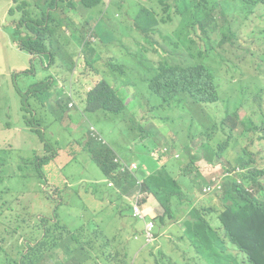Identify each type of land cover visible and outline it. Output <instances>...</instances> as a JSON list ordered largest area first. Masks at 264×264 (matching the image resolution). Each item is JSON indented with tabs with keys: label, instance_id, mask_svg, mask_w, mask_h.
I'll use <instances>...</instances> for the list:
<instances>
[{
	"label": "trees",
	"instance_id": "16d2710c",
	"mask_svg": "<svg viewBox=\"0 0 264 264\" xmlns=\"http://www.w3.org/2000/svg\"><path fill=\"white\" fill-rule=\"evenodd\" d=\"M127 1L123 8H117L124 19L121 37L125 45L132 42L135 45L131 53H125L123 64L116 67L134 71L147 85L145 108L150 110L147 116L152 118H142L150 128H140L139 136L145 138L153 134L154 121L164 124V121L171 120L177 134L185 139L175 140L173 147L185 158V153L192 151L189 147L193 136L199 134L198 128L213 106L219 112L217 124L222 134L204 137L209 147L204 158L208 161L223 160L227 173L232 174L217 196L220 207H196L194 197L202 193L199 181H205L204 178L194 176L191 182L185 183L173 172L179 161L162 169L154 163L153 173L146 178L145 184L164 210L163 215L155 219L156 243L161 240L157 250L163 258H168V250H171L183 256L184 261H188L186 254L193 250L208 264H264V162L258 164L255 154L245 145L248 136L264 142L263 106L260 104V111H255L250 105L254 93L259 99L264 94V26L252 29L251 33L249 26L253 19L264 25V13L259 14L264 12V0ZM13 4L9 17L16 27L13 31L20 40V50L32 60L46 57L49 65H58L60 70L67 68L69 79L75 71L77 58L90 46L86 37L90 22H97L94 31L102 41H112V38H104L102 31L96 32L105 16L101 9L103 0H14ZM154 51L159 62L148 58V54ZM130 55L134 56L142 74L128 64ZM100 58L101 54L96 53L92 61ZM88 64L91 66V61ZM248 70L256 76L247 81L253 84V89L244 84ZM223 75L225 80L220 79ZM49 89L56 91L53 85L47 87L42 84L22 95L25 125L43 143H46L45 127L41 124L39 128L34 126L37 111L30 101L32 98L39 101L40 95ZM56 96L47 93V98H52V106L54 103L63 104L68 98L58 94L59 99L56 100ZM29 107L33 109L31 112ZM245 109L252 111L259 120L251 117L242 119L241 111ZM161 110L166 111L167 116L158 119L156 111ZM131 112L132 107L126 105V101L106 82H101L88 95L87 113L97 116V123L101 126L110 124L112 129L109 133L129 120L133 123H130L131 128H127V134L131 135L137 129L135 120L128 118ZM152 142L158 146L155 140ZM170 142L167 139V144ZM87 144L91 145L90 142ZM45 147L46 150L53 149L48 145ZM111 151L115 152L108 144L98 141L89 150L104 176L114 182L115 187L107 188L103 193L123 200L135 181L129 173L113 176L119 171V166ZM120 152L128 161L139 160L127 151L126 146L121 147ZM54 156L40 157L34 153L29 158L21 157L22 163L16 166L14 160H18V154L0 150V169L4 175L0 177V186L24 184L26 181L14 182L12 178L26 174L27 170L30 177L42 181V171ZM191 157L201 158L199 155ZM9 170H12V175L5 179ZM182 172L184 179L192 174L191 169ZM154 180L167 185L170 190L163 185L153 188ZM2 193L0 191V196ZM175 197V203L190 205L191 210L186 217H179L175 207L173 216L171 202ZM8 211L9 214L0 215V264H58L55 259L60 258L61 249L64 251L61 264H100L96 248L106 244L105 234L89 231L86 237L84 225L71 230L60 225L43 226L37 220L38 227L30 235L39 234L40 242L25 254L27 248L21 250L19 241L31 226V219L15 212L12 204ZM100 230L103 231L101 227ZM16 250L19 251L18 257L13 254ZM151 256L155 257V254L151 253ZM104 259L109 264H131L132 261L128 253L119 260L112 255ZM154 262L160 264L158 259Z\"/></svg>",
	"mask_w": 264,
	"mask_h": 264
},
{
	"label": "rangeland",
	"instance_id": "374dc122",
	"mask_svg": "<svg viewBox=\"0 0 264 264\" xmlns=\"http://www.w3.org/2000/svg\"><path fill=\"white\" fill-rule=\"evenodd\" d=\"M103 1L104 5L101 9L105 16L102 23H99L96 32L102 31V36L108 39L112 38V41H102L94 31L97 22H90L86 31L87 41L90 46L85 53L80 54L77 58L75 71L72 78L69 79L67 68L60 70L58 65H49L46 57L34 61L28 54L20 50L18 45L20 40L13 31L16 27L11 24V18L9 17V12L14 7V0H0V148H9V151L17 152L24 158H29L34 153L40 157L55 154L51 163L45 166V183L39 182L34 176L30 180L28 174H23L12 178V181L24 180L26 181L24 184H13L11 187L7 185L0 186V191L3 192L2 196H0V215L2 213L9 214L8 206L12 204L15 212L27 214L33 220L41 216H47L52 220L56 219L57 222L59 221L68 228H74L80 222L90 223L93 231L97 234L107 235L109 228L116 225L115 221L107 222L105 220V215L102 211H99L102 209V205L98 194L92 188H89L93 186L95 190H105L106 182L102 180L106 179L101 169L92 160L89 150H87V143L90 142L91 147H93L99 141L92 137V127L96 128L108 143H110L109 130L112 128L108 127L102 130L95 123V118L86 114L85 100L88 93L97 86L98 81L102 80L109 83L124 98H128V104L134 102L137 93H144L147 90V85L142 82L141 77L137 73L129 69H126L127 75L123 78L118 73L112 72L111 65L118 66L123 64L122 59L125 57V53H131L135 43L132 42L125 45L121 37L124 19L121 18V11L119 12L117 8L120 6L123 8L128 1ZM262 13L264 12L261 11L259 14ZM85 17H88V15H85ZM249 26L251 27V33L252 29L263 27L264 25L260 24V20L253 19ZM189 38L192 40V35ZM146 47L150 49L149 46ZM96 53L101 54V58L93 62L92 60ZM148 58L153 62H159V58L156 60L155 51L148 54ZM88 61H91V66H89ZM127 62L132 68L139 69L142 74V70L139 68L134 56H128ZM32 66L34 67V72L27 73L30 72ZM255 77L252 74V70H248V77L244 79V84L253 89V84L247 83V81ZM52 79H59L61 84L67 89L72 86L74 100L65 98L63 104L54 103V106H52V98H47V93H51L53 97L56 96L54 89L45 91L43 95H40L41 99L39 101L36 98L31 99L30 103L33 109L37 111L36 118L46 130V143H43L41 138L31 132L25 125L22 112V95H25L33 87L46 84ZM220 79L225 80L224 75ZM124 81H128L131 87L123 88ZM65 94L70 93L62 90L59 96H64ZM249 97L246 101L249 100ZM71 103L76 104L73 109L69 108ZM260 104L263 106V113H261L264 115V94L262 99H259L254 93L250 98V105L255 111H260ZM207 112L208 115L205 116L204 121L198 128V133L202 138L207 134H215L216 136L222 134L220 126L217 124L219 118L218 110L211 106ZM133 114L134 116L130 115L128 118H134L137 125L141 117L146 115V111L136 107ZM161 115L165 116L166 114L162 113ZM241 117L244 120L250 117L252 120H259L258 116L247 109L241 111ZM28 118L31 119V115H28ZM130 123L133 122L126 120V124L122 127L131 128ZM153 124L156 128H161L160 130H153L154 132L151 135V138L157 142V149L168 147L172 151H177L172 144H167V139L175 140V137L171 134L175 126L174 122L171 120L164 121V128L155 121ZM122 127L115 128V136L119 143L115 150L122 146H129L130 149L131 142L122 134ZM143 128L149 130L150 125ZM138 133L139 128L137 127L136 134ZM199 134L193 136L194 142L200 138ZM248 137L245 145H248L255 154L257 163H263L264 142L253 136ZM145 139L143 138L141 141ZM46 145L53 146V149L46 150ZM45 151L49 152V154H46ZM67 155L73 156V160ZM131 163L132 161L129 162V164ZM140 163L141 161L138 162V165ZM1 172L2 170L0 169V177L4 176ZM11 173L12 170H9L5 175V179H9L10 175H12ZM223 176L224 173L221 170V175L217 177V180L222 186L226 184V181L222 178ZM203 184L211 185L200 179L201 190ZM76 190L78 194H76ZM116 194H119V191H116ZM48 195L60 196V199H62V203L57 210H55L57 199L52 197L56 201L46 200ZM202 196L201 194L199 198ZM212 196L217 197L218 195ZM4 205L5 207L3 208ZM122 205L124 206V203ZM125 218L123 217L119 227L122 229L121 240L126 244L129 236L134 240L135 231H133V225L128 224ZM100 227L104 233L100 230ZM146 232L149 237L151 235V225ZM139 235L144 240L142 234L139 233ZM25 241V237L20 239L21 246L25 244ZM160 244L161 240L158 239L155 245L144 246L135 261L129 255L132 260L131 264H154L157 259L160 264H208L204 259L198 257L193 250H189L186 254L188 261H184L183 256L173 253L171 250H168L170 256L163 258L157 250ZM126 249L128 251L129 246H126ZM151 253H154L155 257H152ZM13 254L17 256L18 250ZM173 259L174 261H172ZM55 262L59 264V260L55 259ZM100 264H109V261L101 257Z\"/></svg>",
	"mask_w": 264,
	"mask_h": 264
},
{
	"label": "crops",
	"instance_id": "0c3cea01",
	"mask_svg": "<svg viewBox=\"0 0 264 264\" xmlns=\"http://www.w3.org/2000/svg\"><path fill=\"white\" fill-rule=\"evenodd\" d=\"M96 78V77H95ZM97 79V78H96ZM56 99V98H54ZM162 125L163 128L165 124H158ZM160 130L161 128H154V130ZM127 128L122 131V134L125 135L128 140L131 142L130 149L129 146L127 147V151H130L132 155H136L137 158L141 161L139 168L136 172L128 171L127 169H124L120 165V159L123 160V158H120L115 152L111 151V153L116 157L115 162L119 166V171L117 173H113V176H117L119 173H129L133 179H134V187L132 190L124 197L123 200H121L117 196H107L103 193L104 190H95V188L90 186L89 188H92L99 197V201L102 205V209L99 211H102L105 215V220L107 222H113L115 221L116 225L111 226L108 230L107 235H105V241L106 244L101 245L96 248L98 263L101 261V257H105L107 255H112L116 259L124 258L127 253L133 258V261H135L141 252V249L144 246H148V241L146 238V227L149 223H154L156 228L155 219L161 215H163L164 210L159 204L158 200L155 198V196L148 191L145 180L146 178L153 173V165L154 163L157 164L158 169H162L164 166L170 165L172 162L179 161L180 164H178L175 168H173V172L175 176H178L181 181L185 183L191 182V179L195 176H201L204 178V180L213 185H216L218 180L217 177H220L221 170L224 173V176L222 178H225L226 173L228 172L224 166H223V160L222 162L211 160L208 161L204 158L205 153H207L209 147L207 145V141L202 138L200 135V138L197 141H192L190 144L189 149L192 150L191 152L187 151L185 153V158L181 156L178 157V154L176 156L171 155L173 151L171 149H168V153L170 156L167 158H161L158 160L156 158L157 153V146H155L152 142L151 135H146V139L144 141H141L143 138L139 136V134H136V130L132 132L131 135L127 134ZM162 133V131H161ZM113 134V133H112ZM111 134V135H112ZM171 134L175 137V140H185L183 139L179 134H177L175 128L172 129ZM172 141L169 144L174 145L176 141ZM115 141V142H114ZM100 142V141H98ZM102 143V142H101ZM104 144V143H103ZM118 139L117 137L110 139L109 145L113 147L117 146ZM92 147L91 145L87 144V150H90ZM9 148L0 150L3 151H9ZM17 153V152H16ZM18 154V153H17ZM199 155L201 158L192 159L191 156ZM73 160V156L67 155ZM21 157H24L20 154H18V160H14L15 165H19L22 163ZM58 158V157H57ZM93 160V159H92ZM194 161L192 164L191 162ZM45 167L43 169V180L39 181L41 183H45L46 176L44 174ZM192 170L191 176H187V178H182L183 176V170ZM26 174H28L30 180V171H26ZM104 176V174H103ZM42 177V176H41ZM104 178L106 180H102L106 182V189H112L114 188V182L110 179H107L105 176ZM29 180V181H30ZM156 183L154 184L153 188H157L160 185L165 186L167 190H170L169 187L157 180H154ZM219 183V182H218ZM142 187V188H140ZM88 188V189H89ZM105 189V190H106ZM42 191V189H41ZM76 194H78V191H75ZM201 194H197L194 197V206L196 207H211V208H218L220 207V201L215 198L214 196H202L199 198ZM60 198V196H58ZM176 197L171 202V210L172 214L174 216V207L177 210L179 217H186L188 213L191 210V207L187 203H175ZM127 206H123L122 204ZM203 203H205L203 205ZM141 207L143 212L145 213V216L143 218H137L135 217V208ZM123 217L125 218V221L128 224L133 225V231L134 232V240L131 239V237H128L127 243L125 244L121 240L122 236V229L119 227V223L123 221ZM81 225L85 226V230L83 231L84 236H89V231L91 233L93 232L92 227L90 226V223L84 224L83 222L80 225L75 226L74 228H71V230H75L79 228ZM139 233L142 234V237L144 240L140 237ZM145 241V242H144ZM126 246H129V250L127 251ZM135 257V259H134Z\"/></svg>",
	"mask_w": 264,
	"mask_h": 264
},
{
	"label": "clouds",
	"instance_id": "9594fccd",
	"mask_svg": "<svg viewBox=\"0 0 264 264\" xmlns=\"http://www.w3.org/2000/svg\"><path fill=\"white\" fill-rule=\"evenodd\" d=\"M260 13V12H259ZM36 60V59H35ZM34 60V61H35ZM49 63H50V61H49ZM111 69H112V72L113 73H118L122 78L123 77H126V75H127V70H121V69H119V68H117L116 66H112L111 65ZM34 72V67L32 66L31 67V70H30V72H27V73H33ZM96 77V76H95ZM97 78V77H96ZM56 80V79H55ZM59 80V79H58ZM58 80H56V81H58ZM101 82H106L105 80H102V81H98V84H97V86L101 83ZM107 83V82H106ZM111 88H112V86L109 84V83H107ZM59 85L56 83V85L55 86H53V88H55L56 89V93H57V89H59L60 88V86H59V88H57ZM96 86V87H97ZM95 87V88H96ZM129 87H131L130 86V83L128 82V81H124L123 82V88H129ZM94 88V89H95ZM94 89H92L89 93H88V95L94 90ZM112 90L121 98V99H123V100H125L126 101V105H128V106H130V107H132V112H131V114L130 115H132V116H134V114H133V111H134V109L136 108V107H139L141 110H143V111H146V115L145 116H143V117H141V119L139 120V124H137L136 125V127H138L139 128V131H140V128H143L144 126H147V125H145L144 124V122L142 121V118H152V116H147L148 115V113H149V109H147V108H145V95H146V93H147V91L148 90H146L144 93H137V96L134 98V102L133 103H131V104H128V98H124L120 93H118V92H116L113 88H112ZM66 91H69V93L70 94H65L66 96H68V98L70 99V100H74V97H73V95H74V92H73V88H72V86L70 87V89H66ZM62 92V91H61ZM58 94L59 93H57L56 95V100H58L59 98H58ZM88 95H87V97H86V100H85V108H86V114L87 115H89V116H91V117H94L95 118V123L97 124V125H99L98 123H97V120H98V117L97 116H95V115H90V114H88L87 113V98H88ZM58 98V99H57ZM75 103H71L70 105H69V108L70 109H73L74 107H75ZM162 113H165L166 115L165 116H162L161 114ZM129 115V116H130ZM156 116H157V118L158 119H160V118H164V117H166L167 116V112L166 111H156ZM132 118V117H131ZM134 119V118H133ZM135 120V119H134ZM155 122H157L158 123V121H155ZM136 123V122H135ZM101 128H102V130H104V128H108V127H110V124H107V125H105V126H101V125H99ZM123 125H120V127H122ZM93 129H95V131L93 130ZM126 128H123L122 127V131L123 130H125ZM144 129V128H143ZM45 132H46V130H45ZM91 132H92V137L94 138V139H98L100 142H102V143H104V144H108V146H110L109 145V143L104 139V137H102L101 135H100V133L97 131V129L96 128H91ZM113 133V134H112ZM112 134V135H111ZM139 134V133H138ZM109 135H110V139H112V138H115L116 136H115V132H111V133H109ZM100 138H101V140H100ZM112 147V146H111ZM116 147V146H115ZM115 147H113V149H114V151H115V153L120 157V158H123L122 157V155H121V152H120V148L121 147H119L118 149H116L115 150ZM122 147H125V146H122ZM168 147H163V148H158V150H157V153H156V158L158 159V160H160L161 158L163 159V158H167L168 156H170L169 155V153H168ZM158 153H160V155H158L157 156V154ZM176 154H178V157H180V152L179 151H173V153L171 154V155H174V156H176ZM136 160V159H135ZM135 160H132V163L131 164H129V162L130 161H128V160H126V159H124L123 158V160H121L120 159V163L121 164H123L124 165V167L125 168H127V166H129V167H131V165L132 164H137V166H138V168H139V165H138V162H139V160H136V161H138V162H136ZM128 169V168H127ZM129 170V169H128ZM130 171V170H129ZM232 176V174H228V173H226V176H225V178H224V181L228 178V177H231ZM221 184V183H220ZM225 185V184H224ZM208 186H210V185H204V187L202 188V193H199V194H202V195H204V196H212V195H218V194H221L222 193V191H223V187L224 186H222V184H221V186H222V189L220 190V191H213V192H210V193H206L204 190H205V188L206 187H208ZM3 194V193H2ZM50 197H53V196H51V195H48V197H46V200H51V201H54V200H52ZM215 198H217V197H215ZM60 199V198H59ZM57 202V206L55 207V210H57V208H58V206L59 205H61V203H62V199H60V201L58 202V201H56ZM205 207V206H204ZM57 213V212H56ZM25 215H27V214H25ZM30 219H31V226H29L28 227V229H27V232L25 233V235H23L22 237H25L26 238V241H25V244L23 245V246H21V250L25 247V248H27V250L25 251V254H27L28 252H29V250H30V247H35L39 242H40V240H39V238H40V235L39 234H35L34 236H31L30 235V233L32 232V230H34V228L35 227H38V223H37V220L39 221V224L40 225H43V224H41V220H42V218H47L46 219V224L45 225H60V226H63V227H66L67 229H71V228H68L67 226H65V225H62L59 221L57 222L56 221V219H50L49 217H47V216H41V217H39V218H36L35 220H33L32 219V217L31 216H29V215H27ZM82 222H80L78 225H80ZM85 224V223H84ZM45 225H43V226H45ZM155 234H156V228H155ZM21 237V238H22ZM20 238V239H21ZM156 243V242H155ZM21 245V244H20ZM155 245V244H154ZM148 246H153V245H148ZM28 251V252H27ZM18 253H19V251H18ZM59 253H60V258L59 259H57V260H59V264H61V262L63 261V257H64V251L61 249V250H59ZM16 257H18V255L16 256Z\"/></svg>",
	"mask_w": 264,
	"mask_h": 264
},
{
	"label": "built area",
	"instance_id": "2783aa9c",
	"mask_svg": "<svg viewBox=\"0 0 264 264\" xmlns=\"http://www.w3.org/2000/svg\"><path fill=\"white\" fill-rule=\"evenodd\" d=\"M95 131V129H93ZM101 140V138H100ZM160 155V153L157 154V156ZM127 168L131 171V172H136L138 170V166L137 164H132L131 167L127 166ZM222 189V186L220 183H217L216 185H210L208 187L205 188V192L206 193H210V192H213V191H220ZM145 216V213L143 212L142 208L141 207H136L135 208V217L137 218H143ZM151 225V235L148 237L147 236V229L148 227ZM153 229H155V225L154 223H149L146 227V238H147V241H148V245H154L155 242H156V234H155V230H154V233H153Z\"/></svg>",
	"mask_w": 264,
	"mask_h": 264
},
{
	"label": "flooded vegetation",
	"instance_id": "af4514ba",
	"mask_svg": "<svg viewBox=\"0 0 264 264\" xmlns=\"http://www.w3.org/2000/svg\"><path fill=\"white\" fill-rule=\"evenodd\" d=\"M56 83L60 86V88L57 89V93H60L62 90H66V89H67V88H65V87L61 84L60 80L56 81L55 79L49 80L45 85H46L47 87H49V86H51V85L55 86ZM57 99H58V98H57ZM28 110L31 112V111H32L31 107H29ZM33 124H34V126H35L36 128H39L41 123H40L39 120H33ZM51 147L53 148V146H51ZM53 197H54L55 199H57L58 202L60 201V199H59L58 196H53ZM50 198L53 200L52 197H50ZM54 201H56V200H54ZM46 219H47V218H42V220L40 221L41 224L45 225V224H46V222H45ZM27 252H28V251H27Z\"/></svg>",
	"mask_w": 264,
	"mask_h": 264
}]
</instances>
